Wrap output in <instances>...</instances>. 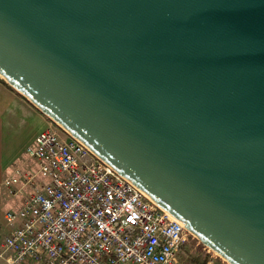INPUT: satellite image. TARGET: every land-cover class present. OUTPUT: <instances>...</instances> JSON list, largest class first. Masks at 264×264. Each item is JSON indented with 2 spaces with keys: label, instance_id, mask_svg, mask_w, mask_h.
Segmentation results:
<instances>
[{
  "label": "water",
  "instance_id": "obj_1",
  "mask_svg": "<svg viewBox=\"0 0 264 264\" xmlns=\"http://www.w3.org/2000/svg\"><path fill=\"white\" fill-rule=\"evenodd\" d=\"M0 74L230 264H264V0H0Z\"/></svg>",
  "mask_w": 264,
  "mask_h": 264
},
{
  "label": "built area",
  "instance_id": "obj_2",
  "mask_svg": "<svg viewBox=\"0 0 264 264\" xmlns=\"http://www.w3.org/2000/svg\"><path fill=\"white\" fill-rule=\"evenodd\" d=\"M47 119L2 180L19 204L0 220V258L6 264H179L193 236L184 222Z\"/></svg>",
  "mask_w": 264,
  "mask_h": 264
},
{
  "label": "crops",
  "instance_id": "obj_3",
  "mask_svg": "<svg viewBox=\"0 0 264 264\" xmlns=\"http://www.w3.org/2000/svg\"><path fill=\"white\" fill-rule=\"evenodd\" d=\"M47 122V116L30 100L0 81V220L6 210L19 204L18 197L8 194L2 180ZM0 264H6L3 258Z\"/></svg>",
  "mask_w": 264,
  "mask_h": 264
},
{
  "label": "rangeland",
  "instance_id": "obj_4",
  "mask_svg": "<svg viewBox=\"0 0 264 264\" xmlns=\"http://www.w3.org/2000/svg\"><path fill=\"white\" fill-rule=\"evenodd\" d=\"M0 81H2L6 85L8 83L1 75H0ZM8 85L15 91L19 92L9 83ZM184 249L186 253H182L179 256V264H204V261L208 258H211L213 260V264H230L226 259L221 257L216 251L202 244L194 236L189 237ZM187 252H188V256L186 255Z\"/></svg>",
  "mask_w": 264,
  "mask_h": 264
},
{
  "label": "bare ground",
  "instance_id": "obj_5",
  "mask_svg": "<svg viewBox=\"0 0 264 264\" xmlns=\"http://www.w3.org/2000/svg\"><path fill=\"white\" fill-rule=\"evenodd\" d=\"M1 75V74H0ZM2 76V75H1ZM3 77V76H2ZM4 78V77H3ZM5 79V78H4ZM6 80V79H5ZM7 81V80H6ZM9 83V82H8Z\"/></svg>",
  "mask_w": 264,
  "mask_h": 264
}]
</instances>
